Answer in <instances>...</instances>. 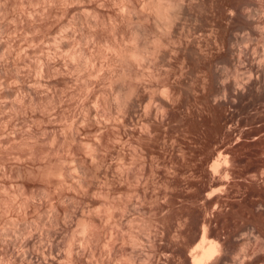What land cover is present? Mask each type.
Masks as SVG:
<instances>
[{
  "label": "rangeland",
  "instance_id": "1",
  "mask_svg": "<svg viewBox=\"0 0 264 264\" xmlns=\"http://www.w3.org/2000/svg\"><path fill=\"white\" fill-rule=\"evenodd\" d=\"M12 1L0 264H264V0Z\"/></svg>",
  "mask_w": 264,
  "mask_h": 264
},
{
  "label": "bare ground",
  "instance_id": "2",
  "mask_svg": "<svg viewBox=\"0 0 264 264\" xmlns=\"http://www.w3.org/2000/svg\"><path fill=\"white\" fill-rule=\"evenodd\" d=\"M11 1H12V0H0V7H1V6L3 7V9H2V7L0 8V17L2 16L1 14H3L2 17L5 18V21H6V22L4 21L5 25H7V21H10V20H8L10 15H9V12L7 11V9L9 10L8 6L11 5V4H10ZM16 1H17V0H16ZM12 2H13V1H12ZM14 2H15V1H14ZM14 2H13V3H14ZM17 2H18V1H17ZM169 2H170V1H169ZM169 2H167L168 4L166 3L167 5H166V4L164 5V3L162 4L161 2H160L161 4L159 3L160 5L158 4L159 6H157V4H154V5H155V8L158 9V12H157V13H159L158 15H159L162 19H163V17H166V19L168 20L169 16L172 17V15H173L172 13H174V12L176 11L175 8L177 7V5H176L174 2H173L174 4L171 3V2H170V4H169ZM18 3H19V5H20L19 8H21V6H22L23 4H25V3L23 2V0L19 1ZM18 3H17V5H18ZM15 5H16V2H15ZM17 5H16V6H17ZM151 5H152V7H154V6H153V3H151ZM171 5H172V6L175 5V8L173 9V8L171 7ZM12 6H14V4H13ZM156 6H157V7H156ZM10 7H11V6H10ZM23 7H24V5H23ZM159 7H160V8H159ZM21 9H22V8H21ZM21 9H19V11H20ZM153 9H154V8H153ZM172 9L174 10V12H172ZM2 10H3V11H2ZM22 10H23V9H22ZM22 10H21V11H22ZM21 11H20V13H21ZM156 11H157V10H156ZM3 12H4V13H3ZM7 12H8V13H7ZM171 12H172V13H171ZM170 13H171L172 15H171ZM21 14H23V12H22ZM8 15H9V16H8ZM174 15H175V13H174ZM19 17H21V16H19ZM12 18H13V17H10V19H12ZM20 19H21V18H20ZM166 19H164V20H166ZM171 19H172V18H171ZM171 19L169 18V20H171ZM3 20H4V19H3ZM18 20H19V19H18ZM22 20H23V15H22ZM22 20H21V21H22ZM167 20H166V21H167ZM169 20H168V22H170ZM1 21H2V20H0V23H1ZM12 21H13V19H12ZM21 21L19 20V21H18V24H21V23H22ZM23 22H24V21H23ZM4 23H3V24H0V148L4 145V147H5V149H6V147H7L6 144H8V143L4 144L3 141H5L6 139H3V140H2V138H3V137H4V138H5V137L7 138V136H4V135H6V134H5V133H6L5 130H6L7 126H8V124L10 125V122H9L8 120L10 119V121H13V120H11L12 118H7V117L9 116L8 109L10 110L9 112H12V113H13V108L15 107L14 103H16V106H18L19 103H24V101L22 102L23 98H24V100H25V97H23V96H25V94H23V93H25L24 91L27 92V90L25 89V88H26L25 86H27V85H25L24 82H22L21 80H19V78H22V77H23V76L21 77V73H20V72H21V71L23 72V71L25 70V69H23L24 67H23V64H22V63H23L22 60H24V64H25V57H24V55H21L22 57L20 58V57H19V56H20V55H19L20 53L17 52V50H18L19 52H22L23 50H25L24 48H26V45H25V43H20V42H19V43H20V44H19L18 41H17V43L19 44V45H18V44L16 43V44L18 45V47L16 46V44H15L14 46H16L18 49L15 50V49H14V46H12V48L14 49V51H11V49H10L11 46L8 47V44H9V43H7V41H5L4 38H3V40H2V37L4 36V33H3L4 28H3V30H2V27H3ZM18 24H17V28L20 27L19 29H21V28H22L21 25L19 26ZM5 25H4V26H5ZM22 26H23V25H22ZM5 29H6V27H5ZM19 29H17V30H19ZM23 29H24V28H23ZM7 30H8V29H6V31H7ZM24 30H26V29H24ZM6 31H4V32H5V35H7V34L9 33V32L7 31L8 33L6 34ZM21 31H22V29H21L20 31H18V33L21 32ZM2 33H3V36H2ZM9 34H10V33H9ZM9 34H8V36H10ZM22 34H23V35H22ZM24 34H25L24 32H22L21 34L19 33L18 35H20V36L22 35V37H19V36H18V38H20L21 40H23V39H24L23 36H25ZM6 37H7V36H6ZM22 38H23V39H22ZM9 39H10V38H8V40H9ZM18 40H19V39H18ZM21 40H20V41H21ZM2 41H3V42H2ZM24 41H25V39H24L23 41H21V42H24ZM5 42L7 43V47H8V48L5 47ZM8 42H9V41H8ZM2 44H3V46H2ZM23 44H24L25 46H24ZM12 45H13V44H12ZM2 47H4L3 50H2ZM16 47H15V48H16ZM5 49H7L8 51H9V49H10V51H11L12 53L16 51L17 53H15V56H18V55H19V56L17 57V59H22V58H24V59H22L21 61H19V60H17V59H14L13 62H17V61H19V62L16 63V65H15V63H14V66H15V67L11 66V64H10V63H12V60H11V61L9 60L10 62H8V63H7L8 60H7L6 62H5V61L3 62L4 57L8 54V53H7V50H5ZM4 50H5L6 52H5ZM26 51H27V48H26V50H25V53H24V51H23V53L26 54ZM132 52H133V51H132ZM132 52H131V54H132ZM12 53H11L10 55H12ZM135 53H136V52H135ZM17 54H18V55H17ZM129 54H130V53H129ZM131 54H130V56H131ZM137 54H138V53H137ZM10 55L8 54V57H9ZM13 55H14V54H13ZM134 55H135V54H134ZM134 55H133V59H134ZM138 55H139V54H138ZM135 56H136V55H135ZM13 57H14V56H12L11 59H13ZM136 57H138V56H136ZM139 57H141V55H139ZM14 58H15V57H14ZM130 58H131V57H130ZM8 59H10V58H8ZM135 59H136V58H135ZM15 60H17V61H15ZM5 63H6V64H5ZM12 64H13V63H12ZM21 66H22L23 68H22ZM24 66H25V65H24ZM10 67H12L11 69H13V68L18 69V70H16V72H17L18 74L20 73V77H17L18 80L16 79L17 81H19V83H17V85H16V86H18V88H17L18 91H17V92H20L19 96H17L18 98H16V96H15V94L17 95V92L15 91V89H14V91L11 90V92H12V91H13V92H16V93L14 94V99L16 98L15 100H13V99L11 100V99H10V98L13 97V95H11V94H13V93L10 94V88H11V86L9 87V83H10V80H9V79H11L10 76H12V74L10 75L9 72H8V69H10ZM20 67H21L23 70H22ZM19 68L21 69V71H19V70H20ZM11 69H10V72L13 73ZM3 70H4V72H8V73H6V75H8L9 77H8V76L6 77L5 74H4V76H3V73H4V72H2ZM6 70H7V71H6ZM13 71H14V70H13ZM14 72H15V71H14ZM22 75H23V74H22ZM14 76H16V75H14ZM14 76H12V80H11V81H12L13 83H11V84H14V82H15V80H13V78L15 79ZM17 76H18V75H17ZM22 79H23V78H22ZM23 80H24V79H23ZM15 83H16V82H15ZM18 84H19V85H18ZM13 86H14V85H13ZM13 86H12V87H13ZM27 87H28V86H27ZM29 87H30V86H29ZM13 88H14V87H13ZM13 88H11V89H13ZM17 102H18V104H17ZM12 105H14V107H12ZM19 105H20V104H19ZM10 106H11L12 108H11ZM20 106H21L22 109L24 108V105L21 104ZM22 106H23V107H22ZM10 108L12 109V111H11ZM15 108H16V107H15ZM18 108H19V106H18ZM21 108H19V109H14V110H15V111H14V112H15V115H16V113H20V114H21V112H20ZM16 110H19V111L16 112ZM92 110H93V109H92ZM6 113H8V116L6 115ZM10 114H11V113H10ZM13 114H14V113H13ZM22 114H23V112H22ZM17 115H18V114H17ZM9 117H11V116H9ZM16 119H17V118H16ZM20 120H22V118H20ZM20 120H19V118H18V123H19ZM22 121H23V120H22ZM13 122H14V121H13ZM14 123L18 124L17 122H14ZM14 123H11V124L14 125ZM22 123H23V122H22ZM22 123H20V124L22 125ZM16 124L14 125L15 127H16ZM23 125H24V123H23ZM23 125H22V126H23ZM14 126H13V127H14ZM18 126H19V124H18ZM18 126H17V128L20 127V126H19V127H18ZM13 127H12V128H13ZM23 127H24V126H23ZM23 127H22V128H23ZM7 129H8V128H7ZM20 129H21V128H20ZM22 130H23V129H22ZM14 137H15V136H14ZM12 139H13V138H12ZM12 139H10V140L12 141ZM15 139H17V138H15ZM13 140H14V139H13ZM8 141H9V140H8ZM11 141H10V142H11ZM19 141H20V140H19ZM12 142H13V141H12ZM12 142H11V143H12ZM17 143H19V142L17 141ZM20 143H21V142H20ZM9 144H10V143H9ZM9 144H8V149H7L8 151H9V149H10ZM21 144L23 145V143H21ZM4 147L1 148L0 151L4 152V153L6 154L5 156H7L8 153H6V152H8V151H6V150L4 151V150H3ZM19 147H20V146H19ZM21 148H23V146H22ZM17 150H18V149H17ZM20 150H21V149H20ZM20 150H19V151H20ZM87 151H88V150H87ZM89 151H90V150H89ZM2 152H0V153H2ZM91 152H92V151H91ZM91 152H89V153H91ZM15 153H16V152H15ZM18 153H20V152H18ZM18 153H16V154L19 155V157H20L21 155L18 154ZM92 153H93V152H92ZM2 154H3V153H2ZM2 154H1V156H2ZM16 154H15V155H16ZM3 155H4V154H3ZM15 155H13V156H15ZM17 155H16L15 157H18ZM90 155H91V154H90ZM1 156H0V158H3V157H1ZM92 156H94V155H92ZM15 157H13V158L16 159ZM19 157L17 158V160L19 159ZM93 158H94V157H93ZM3 159H4V158H3ZM91 159H92V158H91ZM5 160H6V161H5ZM19 160H20V159H19ZM94 160H95V158H94ZM0 161L2 162V164H3L4 161H5L4 163H6V164L8 163L6 158L4 159V161H2L1 159H0ZM14 161H15V160H14ZM19 162H20V161H19ZM215 162H216V161H215ZM218 163H219V162H218ZM218 163H217V164H218ZM2 164H1V166H2ZM214 164H215V163H213V165H214ZM217 164H215V165H217ZM3 165H4V164H3ZM218 165H219V164H218ZM1 166H0V167H1ZM7 166H8V165H5L4 167L2 166L1 168H5V167H7ZM215 167H216V166H215ZM218 167H219V166H218ZM7 168H9V167H7ZM3 170H4V169H3ZM78 170H79V169H78ZM8 171H9V169L6 170L5 172L7 173ZM11 171H12V170H11ZM9 172H10V171H9ZM9 172H8V173H9ZM96 172H97V171H96ZM6 173H5V174H6ZM8 173H7V174H8ZM3 174H4V171H3ZM5 174H4V175H5ZM9 174H11V173H9ZM4 175H0V176L2 177V176H4ZM93 175H94V174H93ZM19 177H20V176H19ZM3 178H4V177H3ZM11 179H14V180H15V178H13V176H12ZM78 179H79V178H78ZM83 180H84V179H83ZM83 180H82V182H83ZM11 181L13 182V180H11ZM15 181H17V180H15ZM15 181H14V182H15ZM76 181H77V179H76ZM79 181H81V179H80ZM10 183H11V182H9L8 185H10ZM21 183H22V182H21ZM75 183H76V182H75ZM80 183H81V182H80ZM80 183H79V184H80ZM85 183H86V182H85ZM14 184H17L16 187H15V185H14L15 188H17V187L19 188V187H21V186L23 185V184H20L19 181H18L17 183H14ZM81 184H82V183H81ZM8 185H7V183H6V180L2 181V178H1V180H0V191H4V192L6 193L7 190H8V192H9V189H11V188H9ZM20 185H21V186H20ZM87 185H88V184H87ZM77 186H78V185H77ZM7 187H8L9 189H8ZM11 187H12V186H11ZM78 187H79V186H78ZM12 188H13V187H12ZM15 188L13 189L14 191L18 190V189L15 190ZM21 188H23V186H22ZM19 190H20V192H21L22 189L19 188ZM4 192H3V193H4ZM20 192L17 191V192H15V193H18V194H19ZM0 193L3 194L2 192H0ZM5 193H4V194H5ZM19 195H20V194H19ZM17 196H18V195H17ZM21 198H22V192H21ZM21 198H19V201L22 200V202H20V203L23 204V198H22V199H21ZM20 199H21V200H20ZM20 205H21V204H20ZM5 211H6V210H4V212H5ZM4 212H3V213H4ZM5 224H6V223H5ZM84 224L86 225L87 223L82 222V224H81L82 227H83ZM85 225H84L83 230H84L85 228H87L86 231L88 230V232H92V231H90V228H91L92 226L89 228V225H91V224H87L88 226L86 225V227H85ZM1 227H2V226H1ZM3 227H4V225H3ZM82 227H81V228H82ZM4 228H6V226H5ZM2 229H3V228H1V230H0V231H2V232H3V230H6V229H3V230H2ZM7 230H8V229H7ZM84 231H85V230H84ZM6 232H7V231H6ZM6 232H5V233H6ZM0 233H1V232H0ZM2 234H3V233H2ZM0 235H1V234H0ZM205 235H206V234H205ZM205 235L203 234V236H201V237H202V238H201V243L198 244V249H199V251H198V249H197L198 252L196 251V252L193 254V256H192V262H193V264H202L203 262L207 261V259H209L210 257L212 258V255L215 254V252H217L218 250L220 251V248H219L220 245H218V243H217L216 241L213 242L214 240H211V241L207 240V238L205 237ZM6 236H7V235H6ZM0 237H1V236H0ZM3 237H5L4 234L2 235V238H3ZM3 239H4V238H3ZM50 249H51V247H50ZM52 249H53V248H52ZM71 249H72V248H71ZM25 251H26V250H25ZM27 251H28V250H27ZM27 251H26V252L23 251V255H22V257L24 258V261H26V259L29 260L30 258H33V257H32V253H31V256H30V253H29L30 251H29V252H27ZM43 251H44V250H43ZM49 251H50V250H49ZM73 251H74V250H73ZM50 252H51V251H50ZM57 254H58V253H57ZM51 255H52V254H51ZM37 256H38V255H37ZM37 256H36V257H37ZM52 256H53V255H52ZM20 257H21V255H20ZM59 258H60V257H59ZM48 259H49V258H48ZM55 259H56V258H55ZM55 259H54V260H55ZM28 260H27V261H28ZM54 260H52V258H51V261H49V262H50L49 264H54ZM58 260H59V259H58ZM28 262H29V261H28ZM31 262H32V261H31ZM46 262H48V261H46ZM111 263H112V262H111ZM45 264H46V263H45ZM102 264H103V262H102ZM108 264H109V263H108ZM203 264H204V263H203Z\"/></svg>",
  "mask_w": 264,
  "mask_h": 264
}]
</instances>
